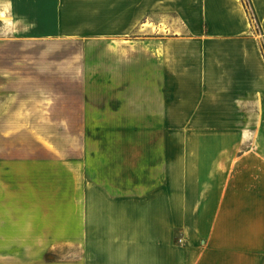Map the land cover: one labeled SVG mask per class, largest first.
<instances>
[{"label": "crops", "instance_id": "crops-1", "mask_svg": "<svg viewBox=\"0 0 264 264\" xmlns=\"http://www.w3.org/2000/svg\"><path fill=\"white\" fill-rule=\"evenodd\" d=\"M1 1L12 18L15 0ZM149 1L76 0L91 4L83 7L87 16H77L81 22L91 17V26L77 21L72 35L92 40L143 29ZM156 4L171 32L168 46L151 48L153 58L164 54L167 65L174 63L175 43L183 38L187 64L209 74L185 73L184 87L168 81L166 115H176L179 96L183 110H195L207 123L169 130L194 135L168 141L165 180L146 192L116 193L82 182L61 164L58 171L57 160L49 171L47 159L36 162L40 172L33 173L30 157L0 156V264H264V141L240 140L254 124L225 123L229 111L257 116L261 90L247 9L242 0H151ZM252 4L264 30V0ZM63 18L61 12V28L71 34ZM228 39L239 44L233 60ZM195 42L200 61L192 58Z\"/></svg>", "mask_w": 264, "mask_h": 264}, {"label": "rangeland", "instance_id": "rangeland-1", "mask_svg": "<svg viewBox=\"0 0 264 264\" xmlns=\"http://www.w3.org/2000/svg\"><path fill=\"white\" fill-rule=\"evenodd\" d=\"M242 1L252 26L249 48L254 44L256 88L264 93V30L249 5L252 0ZM6 7L1 1L0 156L30 157L33 173L40 172L36 162L47 159L49 171L55 169L57 160L58 171L61 164L65 174L80 175L82 182L95 181L116 193L146 192L162 184L168 141L194 135L169 130L207 123L195 116V110H183L179 96L176 115H166L167 82L184 83L185 73L188 77L197 72L202 79L209 75L207 69L200 75L198 67L187 64L190 55L184 51L187 42L183 38L175 43L174 63L167 65L164 54L153 58V46H168L171 31L164 26L168 15L164 12L159 17L158 5L152 6L150 0L145 3L143 29L91 40V36L72 35L77 21L83 28L91 26V17H82V22L77 17L88 13L83 7L91 8V4L15 0L12 18ZM61 12L71 34L61 28ZM158 19H162L161 28L154 25ZM195 43L192 58L200 61V42ZM224 45L232 51L228 54L233 60L239 44L228 39ZM261 91L256 94L261 100H256L255 118L235 116L234 111L225 118V123L244 128L255 125L249 134L241 132L240 140L264 141ZM69 183L64 181L65 187Z\"/></svg>", "mask_w": 264, "mask_h": 264}, {"label": "trees", "instance_id": "trees-1", "mask_svg": "<svg viewBox=\"0 0 264 264\" xmlns=\"http://www.w3.org/2000/svg\"><path fill=\"white\" fill-rule=\"evenodd\" d=\"M249 5H250V7H252V8H253V6H252V4H251V3H250Z\"/></svg>", "mask_w": 264, "mask_h": 264}]
</instances>
